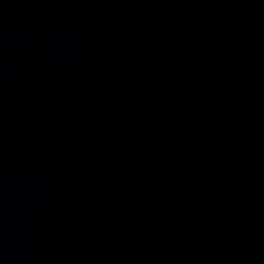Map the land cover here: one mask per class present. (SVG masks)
I'll return each instance as SVG.
<instances>
[{"label": "water", "instance_id": "obj_1", "mask_svg": "<svg viewBox=\"0 0 264 264\" xmlns=\"http://www.w3.org/2000/svg\"><path fill=\"white\" fill-rule=\"evenodd\" d=\"M0 264H264V0H0Z\"/></svg>", "mask_w": 264, "mask_h": 264}]
</instances>
